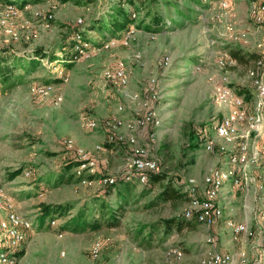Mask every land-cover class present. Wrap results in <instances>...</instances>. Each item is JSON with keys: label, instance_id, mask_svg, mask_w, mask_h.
I'll list each match as a JSON object with an SVG mask.
<instances>
[{"label": "rangeland", "instance_id": "1", "mask_svg": "<svg viewBox=\"0 0 264 264\" xmlns=\"http://www.w3.org/2000/svg\"><path fill=\"white\" fill-rule=\"evenodd\" d=\"M202 1L203 6L186 0L191 10L189 18L180 14L171 18L162 7L160 11L166 19L162 31H149L135 25L137 31L129 45L101 49L78 62L50 64L46 59H37V63H31L30 59H35V50L39 48L54 55L67 44L76 29H82L93 44L101 47L100 41L112 36L99 29L98 22L107 23L120 0H41L34 4V10L53 12L50 26H38L36 35H29L30 29L20 31L19 41L0 30V54L7 63H22L16 65L9 82L0 78V187L5 190V197H0V201H11L19 212L35 222L33 232L28 233L19 248L23 254L18 256L17 264H96L90 249L97 239L105 243L101 255L103 264H201L203 251L210 246L232 252L236 260L244 252L248 264H264V188L259 189L255 183L249 184L247 189L234 187L231 179L225 181L226 188L219 199L224 214L212 229L197 221L192 230L184 226L182 231L166 233L161 227L154 229L149 241L146 233L150 228L139 233L138 224L182 215L186 199L147 208L146 203L159 187L144 194V185L140 183L132 187L130 205L118 226L66 231L60 237L59 226H49L51 216L44 222L38 219L41 203H71L74 208L70 213L84 206L98 211L100 202H96V198L106 182L95 180L92 184H84L78 175L69 180L73 171L63 172L64 163L78 156L65 148L63 140L73 138L98 160L96 173L111 177L121 175L129 162L127 143H120L122 149L118 153L108 151L105 146L99 150L97 145H104L113 133L101 128L89 129L80 121L82 115L99 121L114 118L118 116L120 104L130 108V118L141 115L147 107L146 102L158 109L161 125L145 128L140 140L150 144L149 135L154 134L155 142L150 146L155 149L160 169L185 179L195 177L200 185L211 168L224 166V170H229V160L224 165L223 155L206 151L203 143L207 136H215L214 125L224 111L216 103L220 79L224 75L238 90L246 88L253 94L248 71L254 67L257 56L251 58L249 55L264 53V47L257 49L255 46L257 41L264 39V29L257 27L249 15L250 0H230L227 21L233 22L238 32L248 31L252 39L248 46L235 43L226 22L216 18L220 11L219 0ZM124 7L136 15L128 4ZM79 19L83 23L80 24ZM172 19L177 21L175 26ZM233 49L243 51L246 61L231 62L230 58L227 65L221 67L218 62L222 54L230 55ZM139 54L141 58L137 59ZM166 56L170 57L168 66L161 64ZM191 57L197 63H187ZM121 60L129 71L130 84L126 89L111 86L103 77L104 69L115 67ZM54 65L68 75L67 81L55 78ZM195 65L199 67L196 69ZM209 77L214 80L210 81ZM152 79L156 87L148 92ZM48 82L54 83V90L46 99L39 97L34 92L35 86ZM134 92H139L140 98L131 101L128 96ZM28 170L31 174L26 176ZM59 173L62 177L54 176ZM250 174L264 182L261 165L252 166ZM42 191L44 196L40 197ZM105 199L115 204L117 190ZM230 218L246 222L249 232L235 239L232 229L225 223ZM64 219L60 217V224ZM210 233L214 236V244L207 242ZM4 247L5 242L0 244V248ZM175 251L183 254L181 259L176 258Z\"/></svg>", "mask_w": 264, "mask_h": 264}, {"label": "built area", "instance_id": "2", "mask_svg": "<svg viewBox=\"0 0 264 264\" xmlns=\"http://www.w3.org/2000/svg\"><path fill=\"white\" fill-rule=\"evenodd\" d=\"M220 11L216 13L218 21H225L226 28L230 33L233 42L248 46L252 39L248 31L238 32L233 22L227 21L230 0H219ZM0 30L13 40L21 39L20 31H32L37 34L38 26H50L54 19L51 11L34 10V4L22 6L18 3H0ZM55 9L56 5H52ZM34 10V11H33ZM27 12L31 13L28 14ZM249 15L252 21L264 29V0H250ZM135 16V14H134ZM21 21V22H20ZM20 22V24H19ZM79 23H83L79 19ZM37 25V26H36ZM30 29V30H29ZM135 24L130 25L119 36H113L105 40L101 47L93 44L90 40L83 39L79 34L73 45V52L69 62H78L84 58L90 57L94 52L101 49H109L118 44L129 45L136 33ZM155 34V33H153ZM155 36L152 35V38ZM256 48L264 47V39L256 42ZM141 54L137 55V59ZM228 53H223L219 60V65L225 67L227 60L230 59ZM231 62H234L230 59ZM164 66L170 65V57L166 56L161 59ZM56 75L63 81L68 80V75L57 67L52 66ZM248 76L252 80L253 94L251 100L246 99L245 93H240L238 88L231 85L228 77L224 75L221 79V87L216 95V103L224 111L220 119L215 123V136L204 140L203 146L206 151H217L223 155V164L229 160V170H224V166L213 167L203 178L200 185L195 177H187L185 190L190 197L185 209V216L192 218L196 216L197 220L204 224L208 229L216 226L217 222L223 217L224 208L220 205L219 199L225 190V181L231 179L234 187L249 189V184L255 183L259 189L264 188V182L257 181L254 175L250 174L252 166L264 167V53L259 54L255 59V65L248 71ZM103 77L108 83L118 89H126L130 84L129 71L125 61H119L115 67L103 70ZM213 81V77H209ZM155 80L149 81L148 92L155 89ZM54 90V84L39 83L35 86L34 92L44 99ZM131 101L139 100L140 93L134 92L128 96ZM146 109L141 115L128 118L122 114L99 121L90 115L80 117L81 124L89 129H104L113 133L110 135L108 142H126L128 146V166L121 174L126 180H132L135 174H139L138 180L141 184L147 181L146 173L159 167V159L151 143L155 142L154 134H150V144H144L140 140V135L145 128L159 127L162 123L158 109L145 103ZM128 111L124 104L118 106V112ZM63 145L68 151H74L82 162L78 172L87 169L90 173L97 172V160L91 157L86 149L77 145L73 138L63 140ZM97 148L103 150L104 146L98 144ZM31 170L25 171L29 176ZM99 182L113 183L116 176H104L96 179ZM95 180L85 177L84 184H92ZM40 197L44 196V191L39 193ZM0 197H5V190L0 187ZM225 223L230 226L235 239L239 235L249 232L246 222H236L231 218ZM35 222L21 212H19L14 203L11 201H0V244L5 242L6 247L0 248V264H17L18 256L15 251L22 243L25 242L29 232H33ZM60 224V218H52L49 226L57 228ZM59 236L63 237L64 232L59 231ZM207 242L214 244V236L209 234ZM105 243L97 239L92 243L90 253L96 264L101 262V255ZM236 260L232 252L219 251L215 247H207L201 256V264H248L246 253L241 252ZM177 259H181L183 254L175 251Z\"/></svg>", "mask_w": 264, "mask_h": 264}, {"label": "trees", "instance_id": "3", "mask_svg": "<svg viewBox=\"0 0 264 264\" xmlns=\"http://www.w3.org/2000/svg\"><path fill=\"white\" fill-rule=\"evenodd\" d=\"M41 0H0V2L4 3H18L22 6L27 4H36ZM66 2L68 0H62ZM193 1L198 5H204L202 0H189ZM120 4H118L114 9L111 15L110 20L107 23L98 22L99 29H104L107 34L113 36H119L122 32H124L130 25L135 24L137 27L144 26L149 31L160 32L165 28L166 19L163 13H161V8L164 7L171 15H183L187 18L191 17L190 8L187 6L186 0H120ZM125 4H128L129 7L133 8L134 13L138 17H134L133 11L128 10L124 7ZM135 15V16H136ZM102 21V19H101ZM172 25L175 26L177 21L172 19ZM93 26V25H92ZM89 27L90 29L93 27ZM80 35L85 40H90L82 29H76L73 34L69 37L67 44L63 46L59 51L53 53L44 52L42 49L35 50L36 56L35 59L31 61L37 63V59L41 61L46 59L47 63H58V62H69L68 60L72 56L73 45L76 41L77 35ZM91 41V40H90ZM103 43V40L100 41V44ZM231 59L234 62L238 61H246V55L243 54V51L238 49H233L230 52ZM249 55V53L247 54ZM251 58L258 56L256 53H252ZM4 57L0 54V78L3 82H9L11 79V75H13L14 71H16V65L20 66L21 61L15 62L13 64L7 63ZM23 61V60H22ZM187 63L195 64V58L191 57L187 61ZM26 68L25 65H23ZM199 65H195L197 69ZM201 69V66H200ZM59 78V77H55ZM45 84H54L53 82H48ZM240 93L246 94V99L249 101L252 98V93H250L246 88L240 89ZM200 134V133H199ZM196 140V139H195ZM198 140V138H197ZM123 143V142H122ZM105 147L117 148L120 146V142H106L104 143ZM81 160L77 157H71L64 163L63 172L68 173L71 170L73 174L69 175V180L73 178V175H78L80 181H82L85 177H88L91 180H96L105 176L102 173H90L87 172V169H83L78 172V168L81 164ZM17 173H15L16 175ZM62 173L54 174V176H61ZM147 181L143 184V192L144 194L151 193L156 186L159 187L158 191L153 194V197L146 203V207H154L161 203H171L174 204L179 202L180 200H187V204L189 202L188 192L185 190L186 179L179 175H172L169 172L160 169L159 167L156 170L148 171L146 173ZM139 174H135L132 180H126L123 175H116V180L113 183H106L103 187V191L97 197L96 202H100V207H98V211L89 209L88 206H84L79 208L75 213H70L74 208V205L71 203H41L40 214L38 219L41 222H44L47 217L52 218H60L63 216L65 219L63 223L59 225L58 230L62 232L72 231L79 232L87 229L98 230L103 225H108L110 227L118 226L121 223V217L124 215L126 209L130 205V196H132V187L136 186V184H140L138 180ZM57 180V179H56ZM62 180V178L60 179ZM58 180V181H60ZM114 190H117L118 200L115 204L109 202L106 196H109L113 193ZM101 198V201H100ZM187 206V205H186ZM183 210L182 215H173L167 218H164L159 221H152L149 223H139L137 226L138 232L143 233L147 228H150L146 233L147 240L149 241L152 237L154 229L156 228H164V232L171 233L174 231H182L184 226L187 229H194L196 227V222H199L196 216L192 218H187L185 216V209ZM215 227V226H214ZM18 247L15 251L17 256H21L23 251H19ZM182 249V248H181Z\"/></svg>", "mask_w": 264, "mask_h": 264}, {"label": "crops", "instance_id": "4", "mask_svg": "<svg viewBox=\"0 0 264 264\" xmlns=\"http://www.w3.org/2000/svg\"><path fill=\"white\" fill-rule=\"evenodd\" d=\"M130 109V108H129ZM129 109H128V111H125V112H123V113H119L118 111V115H120V114H122L123 116H126V117H128V115H129ZM128 118H130V117H128ZM109 149V148H108ZM114 149H116V150H114ZM122 149V147H117V148H111V149H109L108 151H111V152H113V153H118V152H120V150ZM129 148H128V146H127V150H126V155H128V150ZM106 151V150H105ZM106 162L108 161V158H105L104 159ZM97 164H98V160H97Z\"/></svg>", "mask_w": 264, "mask_h": 264}]
</instances>
